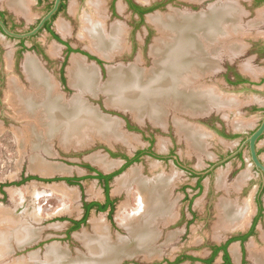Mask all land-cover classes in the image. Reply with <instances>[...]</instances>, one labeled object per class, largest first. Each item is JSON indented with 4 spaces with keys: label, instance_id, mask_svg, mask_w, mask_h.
<instances>
[{
    "label": "rangeland",
    "instance_id": "1",
    "mask_svg": "<svg viewBox=\"0 0 264 264\" xmlns=\"http://www.w3.org/2000/svg\"><path fill=\"white\" fill-rule=\"evenodd\" d=\"M27 1L29 9L26 16L24 15L26 19L23 25L18 27L21 32L28 31L30 27L36 25L53 0H46L41 6L37 5V0ZM96 1L68 0L66 9L58 15L53 24L54 31L64 41L71 44L75 50H82L84 53L75 52L66 59L65 47L51 38L48 32L27 41V50L23 53H20L21 48L17 39L0 37V211L6 212L4 215L6 214L5 218L8 220H15L19 225L25 224L37 233L34 236L37 237L34 243L22 247L25 244L17 242L16 232L12 230L10 240H6L4 250H0V264L34 263V260L35 264L47 263L46 254L51 246H57L59 251L64 252L62 254L66 253L61 264H71L77 258L86 259L90 257L88 248L79 235L85 232L92 238L95 235L93 227H97L99 231L101 225L108 227L112 244L119 240L124 243V246H121L124 255L117 264H171L166 261L173 262L184 254L206 259L210 256L211 246L221 245L235 235L248 231L252 219L258 213L256 199L261 193L264 208V188L261 186L263 179L251 162L249 149L243 150L242 158L235 155L230 159L246 136L259 127L264 116V22H258L259 14L264 12V0H150L149 2L155 4L163 3L161 8H155L148 13L143 23L138 16L130 12L123 0H100L103 12L99 14L98 20L101 22L103 15L109 32L113 25L118 24L125 34L126 49L124 47L121 54L112 58H104L92 52L79 38L82 26L80 18L85 14H91L89 3ZM133 1L144 6L148 3ZM0 5L6 4L0 1ZM219 5L235 7L234 14L237 16L231 18L232 26H238L234 32L237 36L241 34L240 37H244L239 41L241 44L238 52H230L225 47L226 42L234 41L232 38L228 39L230 34L217 42L216 53H210L213 66L211 72L200 80L205 85L217 86L222 94L227 97L231 95L236 102L232 109H218L213 106L211 112L201 116H184L188 123L206 132L205 146L203 145L200 151L189 148L186 139L177 134L173 119L175 114L172 110L167 116L168 124L166 123L165 127L154 125L147 117L140 121L130 111L109 105L106 94L101 90L92 95L81 92L71 84L68 68L73 57L82 59L85 64L93 66L98 71L99 89L107 83L110 69L126 68L135 64L145 70L152 68L154 61L150 50L155 40L160 37V31L150 23V16L171 13L205 14L209 13L211 6ZM62 22L68 24L72 31L68 36H64L58 30V24ZM35 47L39 50H33ZM51 47L57 48L56 55L51 54ZM27 55L35 57L41 63L42 69L54 80L57 92L66 102L71 103L72 100L81 98L84 105L98 113L100 117L118 122L121 131L129 137L130 143L115 140L106 142L96 134L86 146L77 143L61 144L59 138H51V141L46 142L40 137L30 140L26 128L34 123L22 119L16 113L15 107L6 100L8 82L14 76L26 91L32 90L23 71ZM9 56L12 68H8ZM96 59L101 60L103 65ZM245 66L252 69L251 74L244 70ZM62 77L66 81L62 82ZM240 79L247 82L244 83ZM238 122H242V125L236 128ZM22 131L23 133L25 131L24 137L30 142L22 137ZM44 145H49L50 149L44 148ZM139 151L153 152L158 158L144 153L138 162H134L119 177L138 168L142 171L143 177L153 178L163 173L170 179L169 197H165L170 215L168 223L163 220L155 223L156 233L151 242L154 250L152 258L146 257L143 251L148 249L142 245L146 240L141 235L145 232L133 237L126 226L125 220L133 216V211L139 208L140 193L137 183L117 191L119 177L115 178L110 184V194L115 201L113 215L109 217L108 213L94 210L85 225L70 233L73 226L71 221L81 220L84 215V202L105 200L104 187L94 178L84 179L76 185L56 181L89 177L90 171L85 166H92L104 173L117 171L125 164L118 155L126 154L132 157ZM258 151L264 163V138L258 144ZM110 152L117 154V157H113ZM35 156L44 164L59 165L68 172L53 176L33 172L30 170V163ZM94 156H106L111 163H116V166L112 170H103L93 162ZM30 177H39L41 180L33 179L19 184ZM199 181L201 188H198ZM223 199L232 201L236 206L244 207L246 203L251 205V213L243 228L216 232L214 228L218 222L217 207ZM146 219L142 221L144 224ZM251 244L264 254V213L255 234L245 244V264H256L250 257ZM234 246L239 250L238 263L235 262L231 251ZM241 249L239 242L229 246V254L234 264L242 263ZM221 263L220 254L215 264ZM181 264L203 263L186 260Z\"/></svg>",
    "mask_w": 264,
    "mask_h": 264
},
{
    "label": "bare ground",
    "instance_id": "2",
    "mask_svg": "<svg viewBox=\"0 0 264 264\" xmlns=\"http://www.w3.org/2000/svg\"><path fill=\"white\" fill-rule=\"evenodd\" d=\"M4 1L8 2V5L16 12L27 13L29 9L27 0ZM140 1L147 3L150 0ZM99 2L100 0L95 3L90 2L91 14H85L80 18L82 26L79 38L92 52L104 58H112L124 50L125 34L118 24L113 25L109 32L103 15L102 21L98 20L99 14L103 12ZM234 10L235 7L219 5L211 6L209 13L205 14L171 13L150 16V23L160 31V37L155 40L150 50L154 61L152 68L145 70L135 64L126 68L110 69L107 83L99 89L97 87L98 71L93 66L85 64L82 59L73 57L68 68L71 84L81 92L92 95H96L101 90L106 94L109 105L130 111L140 121L147 117L154 125L165 127L166 123L168 124L167 116L172 110L175 114L173 119L177 134L186 139L189 148L200 151L203 149L206 132L188 123L184 116H201L211 112L213 106L218 109H232L236 102L230 97L231 95L227 97L222 94L223 92L221 93L217 86L205 85L200 80L211 72L213 66H211L210 53H216L217 42L230 34L228 39L232 38L234 41L226 42L225 47L230 52H238L240 48L239 41L244 36L240 37L241 34L237 36L234 32L238 29V26H232L231 22V18L237 16ZM259 15L258 22H264V12L262 11ZM58 30L64 36L72 33L69 25L63 22L58 24ZM50 52L56 55L57 48L51 47ZM11 61L9 56L8 68L12 66ZM244 70L249 74L252 72L248 66H245ZM23 71L32 90L26 91L22 83L14 76L8 82L6 100L15 107L16 113L22 119L34 123V125L25 126L30 140L40 137L46 142L51 141V138H59L61 144L77 143L80 146L81 144L86 146L96 134L106 142L115 140L125 144L130 143L129 137L121 131L118 122L100 117L98 113L86 107L81 98L74 99L71 103L66 102L57 92L54 80L50 79V75H47L35 57L27 55ZM241 125L242 122H238L235 127L238 128ZM25 134V131L21 132L22 137ZM24 139L27 140L26 137ZM135 139L136 137L133 141ZM40 146L43 145L40 144ZM44 148L50 149L49 145H44ZM92 160L104 170H109L115 165L107 161L105 156H94ZM30 170L47 176L68 172L62 166L44 164L36 156L31 159ZM169 180L163 173L153 178L143 177L141 170L136 168L122 175L117 181V191L129 188L132 183H137L139 186V208L134 210L133 216L125 221L133 237L145 232L141 237L146 240L142 244L148 248L143 249L146 257L154 256L151 242L156 233L155 223L162 220L168 223L170 211L166 207L165 197H169ZM251 210L249 203L241 207L236 206L232 201L221 200L217 207L218 222L214 229L220 233L243 228ZM4 213L6 212L0 211V250H4L6 240L9 241L11 238L12 230H15L19 244L32 243L34 236L37 235L36 231L25 224L19 225L15 220H8ZM144 219L146 224L142 222ZM94 225L96 226V223ZM99 228L98 231L97 227H93L95 235L92 238L85 232L79 235L88 248L90 257L77 258L72 262L73 264H117L121 260L124 255L121 246H124V243L119 240L112 244L108 227L101 225ZM48 249L47 263L44 264H61L66 253L62 254L64 252L59 251L57 246H51ZM249 250L250 257L256 264H264V254L260 253L254 244L250 245ZM231 251L233 258L239 259L237 247L234 246ZM24 264H35V260L34 263L25 262Z\"/></svg>",
    "mask_w": 264,
    "mask_h": 264
},
{
    "label": "flooded vegetation",
    "instance_id": "3",
    "mask_svg": "<svg viewBox=\"0 0 264 264\" xmlns=\"http://www.w3.org/2000/svg\"><path fill=\"white\" fill-rule=\"evenodd\" d=\"M0 1H3L4 4H6V5H4V6L0 5V21H2V22L5 24V26H6L9 30H11V31L18 32V33L29 32L30 30H32V29H33V28L39 23L40 19L42 18V17H41V18L39 19V21L37 22L36 25L30 27V28L28 29V31H23V32H21V31L18 30V27L23 25V23H24V21H25V19H26V17H25V16H26V15H25L26 13H23V12H16L15 9H14L13 7H10V6L8 5V2H6V1H4V0H0ZM45 1H46V0H37V5H38V6H41V5H43V4L45 3ZM54 1H55V0H53L52 3H51L49 6H47L46 11H45V14H46L48 11H50V9L53 7V5H54ZM67 1H68V0H62V3H61V5H60V7H59V10H58L57 14L53 17V20H52L51 22L47 23V24L45 25L44 29H43L38 35L34 36V37L31 38V39H27V40H18V41H19L20 48H21V52H20V53H23V51L27 50V46H26V42H27V41H31V40L37 38V37H38L41 33H43V32H48V33L51 35V38H53L57 43H59V44H61L62 46L65 47V50H66V52H65V53H66V59H67L72 53H75V52H76V53H84L82 50H75V48H74L71 44H69L68 42L64 41V40L62 39V37L59 36V34H58L56 31H54V29H53L54 21L56 20V18L58 17V15H59L60 13H62V12L66 9ZM123 2H125V3L128 5V8H129V10H130L131 13L135 14L136 16H138V17L140 18V20H141L142 23L144 22V18H145V16H146L148 13L154 11L155 8H156V9H157V8H161L162 3H163V2H161V3H157V4L153 5L152 7L148 8L147 6H144V5L138 4V3L134 2L133 0H123ZM30 10H32L31 7H30ZM45 14H44V15H45ZM24 15H25V16H24ZM28 15H29V14H28ZM30 15H31V14H30ZM56 36H57L58 38H56ZM66 36H68V35H66ZM0 37H5V38H9V39H14V38L9 37V36L5 33L1 26H0ZM33 50H36V51H37V50H39V48H38V47H35V48H33ZM86 55H87V54H86ZM87 56H88L89 58L91 57V56H89V54H88ZM126 60H127V59H126ZM96 61H97L100 65H103V63H102L101 60L96 59ZM65 64H66V60H65ZM65 64H64L63 67H62V70H63V71H64V66H65ZM229 68H230V67H229ZM62 73H63V72H62ZM61 81L64 82V81H66V80H65L64 77H62V78H61ZM228 137H229V136H228ZM262 138H264V137H262ZM139 152H142V155H143L144 153H148V154H150L151 157L158 158V157L155 155V153L150 152V151H148V152L139 151ZM110 153H111V152H110ZM137 154H138V152H137L134 156H132V157L129 156V155H126V154L118 155V157H121V158H122V160L124 161L125 164H124L120 169H118L117 171H116V170H113V171H111V172L104 173V172L99 171V170H96L95 168H93L92 166H90V167L93 168V171H91L90 169L87 168V169L90 171V174H89L90 176H89V177L98 180L99 183H101L102 186L104 187V193H105L106 178H108L107 176H111V175H113L112 179H111V180L109 181V183H108L109 188H110V184L115 180V178L119 177V176L122 174V173H119V172L122 170V168H123L126 164H128L132 159L136 158V157H137ZM240 154H241V153H240ZM240 154H239V155H240ZM111 155H112L113 157H117V154H112V153H111ZM105 157H106V156H105ZM140 158H141V156H140ZM140 158H139V159H140ZM106 159H107V158H106ZM107 160H108V159H107ZM108 161H109V160H108ZM109 162H112V161H109ZM176 162H177V161H176ZM115 166H116V163H115V165H114L111 169H109V170H112ZM85 168H86V167H85ZM100 168H101V167H100ZM101 169H102V168H101ZM103 170H104V169H103ZM255 170H256V168H255ZM256 171H257V170H256ZM123 172H124V171H123ZM257 172H258V171H257ZM141 173H142V171H141ZM258 173H259V172H258ZM99 174L103 175L105 178H104V179H99V178H98V175H99ZM259 174H260V173H259ZM260 175H261V174H260ZM261 176H262V175H261ZM89 177H87V178H82V179H83V180H84V179H88ZM119 178H120V177H119ZM262 179H263V181H262L261 186L264 188V178L262 177ZM79 182H80V181H79ZM198 185H199L198 188H201L200 181H199V184H198ZM262 191H263V190H262ZM109 194H110V192H109ZM261 195H262V193L259 194L258 198L256 199L257 204H258V213L256 214L255 218L252 219V222H251V224H250V226H249L248 231L243 232V233L238 234V235H235V236L232 237L230 240H228L227 242H225V243H223V244H221V245H213V246H211L210 256H209L208 258H206V259H203V258H195V257H193V256H189V255H187V254H184V255H182V256L177 257L173 262H170V261H168V260H167L166 262H169V263H171V264H176L177 260H181V262L178 263V264H181L182 262H184V261H186V260H189V261H191V262H202L203 264H215L216 259H217L218 256L221 254V259H222V263H221V264H225V261H224V251H220V252L218 253V255H217L216 257H214V253H215V250H216L215 248H221V247H223L224 245H226L229 241L234 240V241H232L230 244H232V243H234V242H239L240 246L242 247V249H241V252H242V263H241V264H245V255H246L245 244H246L247 240H249L250 237H252V236L255 234L256 227H257L259 221L262 219V217H263V213H264V208H263V203H262ZM110 199L113 201V205H112L111 207H108V208L106 209V211L104 212V213H108V216H109V217L111 216V212H114V209H115V201L112 199L111 194H110ZM97 202H99L101 205H105V204H107L106 193H105V200H104L103 202H101V201H97ZM85 203H92V202H84V204H85ZM84 204H83V208H84ZM94 210H95L96 212H98L97 208H94V209L91 210L90 215H91V213H92ZM99 213H102V212H99ZM84 214H85V209H84ZM112 215H113V213H112ZM83 216H84V215H83ZM82 218H83V217H82ZM74 221H79V220H74ZM72 227H73V226H72ZM246 236H248L247 239H246V240H243V238L246 237ZM230 244H229V246H230ZM229 246H228V253H229ZM213 257H214V259H213V261L211 262V260H212ZM230 257H231V256H230ZM239 260H240V255H239ZM231 262H232V264H234V262H233L232 260H231ZM235 262H236V261H235ZM238 262H239V261H238ZM238 262H237V263H238Z\"/></svg>",
    "mask_w": 264,
    "mask_h": 264
},
{
    "label": "water",
    "instance_id": "4",
    "mask_svg": "<svg viewBox=\"0 0 264 264\" xmlns=\"http://www.w3.org/2000/svg\"><path fill=\"white\" fill-rule=\"evenodd\" d=\"M61 3H62V0H55L54 1V5L50 9V11H48L40 19L39 23L32 30H30L29 32L18 33V32L11 31L5 26V24L2 21H0V26L2 27L4 32L11 38H14V39H17V40L31 39L34 36L38 35L44 29V27H45V25L47 23H49V22H51L53 20V17L57 14ZM153 5H155L154 2H148L146 6L148 8H150ZM262 137H264V116H263L262 122L259 125V127L257 129H255L250 135L246 136L245 140L242 142V144L240 145V147L237 150V152H235L230 157V159L233 156L239 155L240 153H242L245 148H248L249 149V153H250L251 162L253 163V165L256 168V170L264 178V163L260 159V155H259V151H258V144H259L260 140L262 139ZM227 160H229V159H227ZM36 238L32 241V243L35 242ZM32 243H28V244H26V245H24L22 247H26V246H28V245H30Z\"/></svg>",
    "mask_w": 264,
    "mask_h": 264
},
{
    "label": "trees",
    "instance_id": "5",
    "mask_svg": "<svg viewBox=\"0 0 264 264\" xmlns=\"http://www.w3.org/2000/svg\"><path fill=\"white\" fill-rule=\"evenodd\" d=\"M56 38H58V37L56 36ZM90 58L94 59L92 57H90ZM240 81H242V80L240 79ZM242 82L246 83L247 81L243 80ZM232 138H234V136ZM140 156H142V152H138L137 157L132 159L128 164H126L119 173H123V171H125L134 162H138ZM239 157L242 158V154H240ZM85 167L90 169L91 171H93L92 167H90V166H85ZM107 177L108 178H106V185H105V193H106V197H107V204L101 205L97 201L92 202V203H85L84 204L85 214H84V216H83V218L81 220H79V221H71L73 223V227L71 228L70 233L80 229L83 225H85L87 223V221H88V219L90 217V212H91L92 209L97 208L98 212L104 213L108 207H111L113 205V201L110 199V194H109L110 188H109V185H108V183L112 179L113 175L107 176ZM89 178H91V177H89ZM98 178L99 179H104L105 177L103 175L99 174ZM33 179L41 180L39 177H36V178L30 177V178L22 180V182H20L19 184H23V182H27L28 180H33ZM82 180L83 179L65 178V179H57L56 181H65L69 185H76V183H78L79 181H82ZM43 181H45V180H43ZM50 181L51 180H46V182H50ZM112 213L113 212H111V216H112ZM247 237L248 236L244 237L243 240H246ZM232 241H234V240L229 241L226 245H224L221 248H215L216 250H215V253H214V257H216L220 251H224L225 264H232L230 254L228 253V246H229V244ZM214 257L212 258L211 262L213 261ZM180 262H181V260H177L176 264H178Z\"/></svg>",
    "mask_w": 264,
    "mask_h": 264
},
{
    "label": "crops",
    "instance_id": "6",
    "mask_svg": "<svg viewBox=\"0 0 264 264\" xmlns=\"http://www.w3.org/2000/svg\"><path fill=\"white\" fill-rule=\"evenodd\" d=\"M236 246V245H235ZM238 246V245H237ZM238 249V248H237ZM236 261V260H235ZM238 261H239V259H238ZM238 261H236V262H238Z\"/></svg>",
    "mask_w": 264,
    "mask_h": 264
}]
</instances>
